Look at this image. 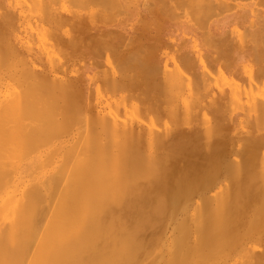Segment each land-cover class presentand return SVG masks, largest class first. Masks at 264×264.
Instances as JSON below:
<instances>
[{
	"label": "bare ground",
	"instance_id": "6f19581e",
	"mask_svg": "<svg viewBox=\"0 0 264 264\" xmlns=\"http://www.w3.org/2000/svg\"><path fill=\"white\" fill-rule=\"evenodd\" d=\"M103 1L115 2V0H102V2ZM118 1H120V4H123L122 0ZM140 1H142L143 4H145V2H148V0ZM155 1L161 2L162 8H165L166 12L165 14L161 12L166 16L165 18H160L161 27H164L166 23L172 24V21L180 18L182 20L179 22L182 24L192 21L194 23L197 22L200 27L207 29V31L203 29L205 31H203V33L207 34L210 37L228 40L232 38L233 35H235L233 28L235 27L234 25L246 21V16L239 11L240 9L233 12L231 11L234 8L233 6L235 5H230V1L227 2L228 4H226L227 0H223V2H217L218 0ZM263 1L264 0H262V2ZM95 2H97V0ZM151 2L149 0V3ZM260 2L261 1L259 0V3ZM33 3H37L35 4V7L37 6L38 9H45L51 13L52 8L50 0H38V2L33 0ZM68 3L70 4L71 1ZM77 3L79 6V1H77ZM142 3L141 5H143ZM259 3L255 0L254 4L264 6L263 4ZM148 5L149 6H147V8H153L151 7L153 4ZM106 6L107 8L109 6L111 7V5ZM116 6L119 7V5ZM74 7H76V5ZM100 7L102 6L100 5ZM115 9H117V7ZM103 10L105 11L104 8ZM139 14L140 13H138L137 15ZM155 16L156 15H154V18L158 17ZM4 17L11 19L9 13H3L0 9V20H2ZM260 17L261 18L259 19L261 20L262 16ZM139 20L136 19L137 22ZM250 23L248 21V25L252 27L253 23ZM238 31L239 32L237 35L241 34V36L239 35L241 38H239L242 40L243 30L241 31L242 33L240 32V30ZM42 34L43 30L41 31L40 37ZM251 35L249 36L252 37L253 35ZM36 37L39 40L38 35ZM205 37L206 36L204 35V38ZM261 39V42L264 43L263 37H261ZM48 40H50V37L48 38ZM128 40L126 39V41ZM133 42L134 41H132V43ZM205 42H207V39ZM253 42L252 44H254ZM165 43L166 40L163 43L160 41L161 45ZM127 44L128 46L130 45V43ZM143 46L145 47L146 45ZM253 46H251V48ZM48 48L51 49L49 46ZM148 48H150V46ZM46 49L44 48V50ZM150 50L152 51V48ZM141 51L142 53H144L143 50ZM133 52H135V54L133 53V57H135V55L137 54L136 48ZM49 53L50 55L52 54L51 52ZM182 53L185 57H188L189 55L188 50H186L184 47L182 48ZM131 54L132 53H130V55ZM144 54L142 58L145 57ZM54 55L56 56L55 52ZM136 56V58H138V54ZM171 56L172 55H170V57ZM106 58H108V56ZM119 59L121 60V58ZM245 59L246 54L240 53L234 55L230 60L228 68H230L233 72H237ZM0 60L3 61L2 59ZM7 60L3 62L6 63ZM207 61L208 60H206V62ZM15 62L19 63L17 61ZM119 62L116 64V67L114 66L115 63H113L114 69L118 67L117 65L119 64ZM164 64L165 59L163 66ZM2 65L4 64H1V66ZM124 66H126L125 63ZM156 66H159V58H157ZM249 66L251 67L250 64ZM145 67L147 66L145 65ZM120 68L121 67L119 66L118 69L120 70ZM131 68L132 67H130L129 69ZM147 68L148 71L152 70L154 72L153 69L149 70V67ZM23 71H25V74L28 73L30 75L31 81H27L25 78L19 76L23 75L22 73L19 74ZM26 71L28 72L26 73ZM29 71V68L17 71L19 75L16 76L20 77V80L19 78L16 79L19 80V83L21 84L20 81H23V79L28 82L24 85L23 88H19V91H17L19 83L16 82L18 83V86L15 84L16 80L14 77L16 76H12V74L8 75V79L10 78V76L11 78H14L12 80H15V86H13L14 84L12 86L17 90H13L15 94H11L13 92L9 91V94H11L10 96L4 98L1 97L0 99V264H175L174 262H179L178 259L180 258V256L178 257V251H180L179 246L181 247L182 245V238H180L181 240H179V238H177L178 236H170L171 234L168 231L170 235H168L169 239L166 241L163 240L162 233L163 230L168 226V224H171L172 230H174L173 232H171L172 235L173 233H179L180 229H184L183 231L185 233L182 232V234L184 233L185 235H187L188 232L185 225L187 223V220H189L190 223L192 222L193 229L191 230V232L195 234V238L192 243L189 244L190 246H188L187 244V247L184 246V248H186V250L188 251V255L192 253V256L189 257L185 254V257L183 256L181 260L183 259L185 261L184 264H196L201 261L196 260V257H198L197 254L204 249L209 250L211 248L212 234L215 230L218 231L219 229H222L223 225L225 224L224 221L226 220V218H228L230 213L233 212L234 214L235 211L236 213H240L242 216H245L243 215V213L245 214V212L241 213V210L243 209L242 211H244L245 208H243L242 205V208H240V198L242 194L248 193V191L245 192L244 190H229L227 186L231 183L234 186L237 184L238 187L239 183L243 182L244 180L253 179L251 177V174L254 175L255 173H253L252 171H264V160H262L264 158L260 157L258 154L259 152L264 151H262V149L261 151H259V148H257L256 146V144H258L259 146L261 143L260 141L264 140V129H260V127H251L252 129H249L244 133L239 132L236 134L234 133L235 135L231 134V130L233 128L232 123L241 111L224 113L223 115L216 117L212 122L209 120L210 123L207 125L197 124L196 126L188 129H183L176 126L163 132L152 130L149 125L146 124V122H143V119H140V117H138L139 120L137 121L113 120L111 125L109 124L111 130L110 132L108 131V133H111L112 131L113 134L117 133L119 135L128 137L132 141L131 146H133V150L136 149L134 151L132 150V153L131 151H129V153L131 154H129L128 156L126 154L128 152V148H126L128 147V145L126 146L124 145V143H122V145H118V143H116L117 139L115 140L114 138H112V134L109 139H114L115 143L117 144V149L115 147V143L113 144L115 147L114 149H116L113 150V152L115 151L114 155L118 154L120 156H111V154L113 153L111 151V144L114 141L110 142L109 139L105 138L106 140H109L108 142H110V147L108 149L109 144H105V147V145L103 144L104 142L106 143V141H102V144V142L99 141L98 138V140H92L93 144L90 142L91 138L90 140L88 138L89 143L92 144H90L91 146H89L88 142L86 141L87 137L82 142H87L84 143L89 146V150L92 153L90 154L88 150H82L84 148L78 149L80 151L82 150L83 154L88 151L90 156L88 155V153H86L87 155H84L87 157H83V155L77 157L81 154L78 151L80 154L77 155L76 158H74L76 153L74 152L75 155H73L72 151L73 149L75 151L74 146L76 147V144L74 143L72 150L68 151L69 147V149H71V146H68V143L70 141L65 140L64 138L55 143L54 148H44L42 150L43 152H37L34 150L37 149L36 144H38L37 147H39L40 144L42 146L44 144H47L46 142H49L51 138L48 140L46 137L49 138L53 136H46V134L48 135L49 132L52 131V128L55 129L59 126L57 125L58 119L54 122L56 116H58L57 112H59V110L57 112L55 111L53 118L54 120L52 119L53 115L51 116V113L55 108H60L56 106L60 102L56 103V105L52 103L58 102L59 100H57L59 96L56 94L58 96L57 97L51 91V89L54 88L53 85H56L55 87L57 90L63 89L65 91H68L66 85L69 84L72 87V90H74L75 93L77 92V96L83 95L85 89H83V87H78L76 84L77 82L74 80H71L69 83L66 82L65 84H63V82L62 84H60L55 82V79H53L49 73L43 75H31L32 73H29ZM12 73L13 75L15 74V72ZM249 73H247V76ZM29 75L26 78L29 79ZM132 75L133 74L129 76L127 74V77L129 76L131 78ZM23 76L25 77V75ZM34 77L38 78V80L36 81ZM110 80H112V78ZM114 80V82H118L116 81V79ZM231 80H233V78ZM120 82L121 81H119L118 86L121 85ZM253 82L255 84L258 83L257 81ZM113 84L114 83H112L111 85ZM96 87L97 86H95V88ZM123 87L125 86L123 85ZM241 87L244 86L242 85ZM106 88H108V86H106ZM114 89L119 90L118 87H114L113 90ZM259 89H261V87H259ZM52 90L54 91V89ZM50 91L52 92V95H50ZM111 92L112 91H110L109 94H111ZM53 94L55 97L53 96ZM256 94L259 95L258 93H255V95ZM45 95L55 98H51V100L53 101L50 102V97H48V102L53 104V106H55L54 108L50 103L48 105V102H46L47 100H45L48 98H44ZM97 95H99V92ZM232 95L234 96L235 94L232 93ZM64 96L62 97L65 98ZM209 96H211V94ZM123 97L125 98V96ZM219 97L222 99L225 97V94H223V92H220ZM260 97L263 98V96ZM128 98H126V100ZM132 99L131 101H133L134 103V100ZM236 99L239 101V98ZM64 102L66 101L64 100ZM75 106L76 105H74V108ZM124 106L126 105L124 104ZM151 106L155 108V113H158L157 116L159 115V113L161 114L166 111V108L160 103H154V105ZM50 107L53 108L51 109L52 111L49 110ZM147 107L148 108L146 109L150 111V107ZM110 109L112 112L113 109ZM107 112L111 115L114 114V116L118 118V115L116 116L113 112L110 113V110H108ZM60 113L62 112H59V114ZM130 113H133L131 109ZM69 115H67V118L69 117ZM75 115L77 114L75 113L74 116H70V119H72V121L74 120L73 124L78 122L77 119L80 118V121L83 119L81 118L82 116H77L78 118H76ZM133 115L134 114H132V116ZM150 115L151 113L149 112L150 118L148 117V119H150L151 121L152 115ZM137 116H139V114H137ZM137 116L134 115L135 118ZM205 116H207V114ZM73 117L76 119H74ZM86 117H88V115ZM89 117L87 118L86 123H91L90 125H98L100 122H102V124L104 125L103 122H107L105 115L101 112V110L96 108L90 109ZM65 118L66 115L64 116V119ZM119 118H121V116ZM89 119H92V121L90 122ZM61 120H63V118ZM70 122L71 120H69L68 124ZM82 122L83 120L76 126L77 128L73 133L76 139L73 137L74 141L71 142H75V140L79 141L81 137L84 138V135L82 136V133L84 132L85 134L86 132L83 128H80V126L82 127ZM151 122L150 124L154 126V124H152ZM54 123H56L57 126L54 125ZM53 125L55 126V128ZM67 126L69 127L71 125L69 124ZM158 126H156L155 124V127ZM85 127H88V129H90L91 126L89 127L88 124H86ZM102 127L105 129L106 123ZM102 127L99 129L94 127L95 130H88L85 136H88L92 131H96V129L99 131V134ZM63 128H61V130L63 131L59 132V137H61L60 135H62L65 130ZM221 128H224V132L221 130ZM58 129L57 131H60ZM55 130L52 131L49 135H52L53 132L56 133L57 131L55 132ZM67 130L69 131V128H67ZM104 131L107 132L106 130ZM92 133L94 134V132ZM225 133H227V136L224 137ZM41 134H43L41 137L42 141L39 137L41 136ZM56 135L57 133L55 134V137L53 139L59 138ZM105 135L107 136V133ZM102 137L105 136L103 135ZM37 138L39 143H37L38 141H36ZM120 140L121 138L118 141L120 142ZM183 140L194 141L195 143L182 144L181 142ZM96 141H98V144H96ZM121 141L123 142V140ZM80 143L77 142L78 147L80 146ZM85 144L83 146L88 149ZM99 144L103 145L105 147V150H107L103 153V155L107 153V157L106 155L102 157L99 156L104 151L102 149L101 152V148H103V146L101 147ZM67 152H72L74 159L72 158L71 153L69 154ZM96 152L100 154L98 155ZM67 154L71 156L73 161ZM54 156L55 158L52 159V157ZM66 156L68 159L66 158ZM236 156H239L244 163L243 169L241 168L242 164L240 165V169L236 168L239 164L238 160L234 158ZM66 159L71 160V167H69L68 164L71 162H66ZM243 171H245V173ZM247 171H250V174L248 176H246ZM254 180L255 178L253 179V181ZM254 192H256V190H253L248 194L250 195ZM231 197L234 198V201L236 200V202L232 201L234 204L239 203L238 209H240V212L236 211V205L234 206V211L230 209V211L232 212H228L227 203L231 199H229V201L227 199ZM262 205H264V200ZM179 215L183 216V219L180 217L182 220L179 218V221L183 222L184 219H187L186 223H182V225H184V228L183 226L181 228L179 226L181 224L177 223L179 222L177 220V217ZM241 215L238 216L235 214L233 219H235V222L238 226L242 227L244 225L243 233L240 234L237 239H235V242L232 245H229L223 252L218 255V257L215 259L214 264H264V219L261 221H253L252 217H248L247 219L243 218ZM245 220H247V222ZM241 222H243V225L240 224ZM191 232L190 234L193 235ZM169 236L172 238L170 239ZM166 237L167 236H165V238ZM188 237L189 235H187V238L185 237L186 240L188 239ZM177 248H179L178 251ZM172 249H175L174 251L176 252L173 251V254H170ZM178 264L181 263L179 262Z\"/></svg>",
	"mask_w": 264,
	"mask_h": 264
},
{
	"label": "rangeland",
	"instance_id": "374dc122",
	"mask_svg": "<svg viewBox=\"0 0 264 264\" xmlns=\"http://www.w3.org/2000/svg\"><path fill=\"white\" fill-rule=\"evenodd\" d=\"M34 1L38 2V0H34ZM55 1L56 0L54 1L50 0L52 14L45 9L43 10V9H38L37 6L35 7V4L37 3H33V0H25V2L24 0H1V3H0L1 11L3 13H9V15L11 16V19L4 17L2 20H0V59L5 61L9 58L6 61V63L0 60V90L2 89L1 91L4 92L3 94V92L0 91V99L1 97L4 98L7 96H10L11 94H15L14 91H16L17 89H18L17 91H19V88H23L24 85L28 83L26 82V80L31 81L30 75L27 73L28 71H26L27 74H25V71L19 73V74L22 73L23 75H25V77L23 75L22 76L19 75L17 72V71H21V69H27V68L30 69L29 73H32L31 75H34V74L43 75V74L49 73L50 76L53 79H55L54 81L57 83L62 84L64 82L63 84H65L66 82L69 83L71 80L72 81L74 80L77 82L76 84L78 87H83V89H85L83 95L77 96L76 94L77 92L75 93V91L72 90V87L69 84H68L69 86L66 85L68 91H65L63 89L57 90L55 87L56 85H53L54 88L52 89H54V91L52 89L51 91L55 95L57 94L59 96L58 97L56 95L58 97V98L56 97L57 100L58 99L59 100L58 102H52V103L56 105V103L60 102L59 104L56 105L57 107H60V108L59 109L55 108L54 111L51 110L55 107L53 106V104L50 103L51 101H53L51 100V98L55 97L54 94H53L54 97L45 95L44 98L50 97V102H48L49 98L45 100H47L46 102H48V105L50 103L53 106V108L50 107L49 109L52 111L51 113V116L53 115L52 119L54 118L55 111L57 112L59 110V112H62V113L59 114V112H57L58 114L57 113L56 114L58 116H56L55 120L53 119L54 122L58 119L57 125L60 126V127L58 126L59 129L58 127L55 128L54 125H56V123H54L53 126L56 130L53 128L51 130L52 131L55 130V132L57 131V129L60 130L56 132L57 133L56 136L58 137L60 134L59 132L63 131L61 130L63 126H64L63 129L65 130L62 133V135H60L61 137H59L58 139H53L56 133L53 132L54 134L52 133V135H49L51 134L52 131L50 132L48 131L49 134L48 135L46 134V136H53V137L48 138L45 136L48 140L50 138L51 140L49 142L47 141L46 142L47 144H44L43 146L40 144L41 147L40 146L37 147L38 144H36L37 149H34L35 151L43 152L42 150L44 148H49V147L54 148V144L64 138L65 140L70 141L68 143V146H71V149H69L70 148L69 147L68 151L72 150V147L75 143L77 147V152L79 151L81 153V154L79 152L77 153L76 147L74 146L75 151L73 149L72 152H73V155H75L74 152L76 153V155L74 157L72 155V152H70L72 155V158L73 157L76 158V156L79 154L80 155L77 157H80L82 155L83 157H87L84 155H87L86 153H88V151L90 154L92 153L89 150L90 149L89 146L93 144V141H95V139L98 138L99 141L101 142L106 141V143L104 142V144L102 142L103 145L109 144L111 141H114V139L115 140L117 139L116 143H118V145L120 144L122 145V143H124V145L126 146L128 145V147H126L128 148L127 149L128 152L126 153L128 156L129 154L132 153V150H133L132 148L133 146H131L132 144L131 139H129L128 137L119 135L117 133L113 134L112 131L111 133H108V131L110 132L111 130L110 125L113 120L114 121H135V120L137 121L139 120L138 117H140L141 120L143 119L144 120L143 122H146V124L149 125V127L152 130L163 132V131H166L167 129H171L176 126L183 128V129H188V128L196 126L197 124L207 125L210 123V121L211 122L214 121L216 117L223 115L224 113H229L232 111H241L232 123L233 128L231 130V134L235 135L236 133H239V132L244 133L247 130L252 129L254 127L256 128L260 127V129H264V82H263L264 81V46H263L264 43L261 42L262 40L261 37H263V41H264V18H263L264 17V14H263L264 6L254 4L255 0H227V1L224 0L226 1V4H228L227 2L230 1L229 2L230 5L231 4L232 6L235 5L233 6L234 8L231 10L232 12L240 9L239 11L246 16V21H244L243 23L234 25L237 28L236 29L235 27H233L235 35H233L232 38L228 40H222L216 37L215 38L210 37L207 34L203 33V31L204 30L207 31V29L200 27L197 22H195L197 24H195L193 21L182 24L179 22L182 20L180 18L172 21L171 22L172 24L166 23L164 27H161L160 18L161 17L165 18L166 16L163 14H165L166 12H165V8L164 9L162 8L161 2H157L155 0H150V2L152 1L151 3H149V0H148V2H145V4H143L142 1L140 0L139 2L138 0H129V1L122 0L123 4H120V1L118 0H115L116 3L111 2V1L110 2L105 1L106 2L105 3L104 1L102 2V0L101 1L97 0V2H95L96 0H90V1L89 0H82V1L80 0H76V1L75 0H57L56 2ZM70 1H71L70 3L71 5L68 3ZM77 1H79L80 7L78 6ZM221 1L223 2V0H218L217 2H221ZM256 1H258L259 3V0H256ZM260 1L261 2L259 4L264 5L263 3L264 1L263 2L262 0ZM141 3L143 5H141ZM148 4H153L152 6L150 5L151 7H153L151 8L152 10L149 7L147 8V6H149ZM75 5L76 7H74ZM100 5L105 9V11L103 10L102 7H100ZM106 5L108 6L111 5V7L109 6L107 8ZM116 5H119V7ZM116 7L117 9H115ZM174 11H175V7H174ZM138 13L140 14L137 15ZM154 15H156L155 17L157 16L158 17L154 18ZM260 16H262L261 20L263 21L259 19L261 18ZM136 17H139V18H136ZM136 19L138 20L140 19L139 20L140 22L139 21L137 22ZM248 21L249 23L250 22L253 23V26L251 25L252 27L248 25ZM78 25H80L81 27ZM42 30H43V34L41 35L42 37L41 38L40 34ZM238 30H240V32L243 30L242 31L243 33L242 32L241 33L244 35V37L242 35V38L243 39L245 38L244 40L240 39L241 34H239L240 36L237 35L239 32ZM251 30L252 31L254 30V31L252 32ZM202 34H204L207 38L206 37L204 38V35ZM260 34H263V35H260ZM37 35L40 41L36 37ZM249 35H251L253 38L250 37ZM44 36L45 37L48 36L46 37L47 40L45 39ZM49 37H50V40H48ZM133 38L136 40H134ZM126 39L127 40L132 39V40L126 41ZM206 39H207V42H205ZM165 40H166V43H165L166 45L165 44L161 45L160 41L163 43ZM132 41L134 42L132 43ZM115 42L117 45L115 44ZM252 42L255 45L252 44ZM45 43L47 44V46ZM127 43H130V45L128 46ZM124 44L127 45L128 47L125 46ZM143 45H146V46L144 47ZM147 45H149L150 48H148L149 46ZM48 46L51 49H49ZM116 46L119 48H117ZM251 46L253 47L251 48ZM121 47L122 48L124 47V48L122 49ZM183 47L186 50H188L189 52L188 57L183 56V53H182ZM44 48L45 49L47 48V49L44 50ZM135 48L138 54V58H141V59L136 58L137 54L135 55V57H133V53L135 54V52H133ZM145 48L147 49V51ZM151 48H152V51L150 50ZM138 49L143 50V52L146 54L142 53V51L141 50L139 51ZM48 51L51 52L53 55L52 54L50 55ZM53 51L55 52L57 57L54 55ZM130 53L132 54L130 55ZM240 53L246 54V59L242 63L239 70L237 72H233L230 68H228L230 60L232 59L234 55H237ZM105 54L108 56L109 59L106 58L107 56ZM143 54L145 55V57L142 58ZM170 55H172L171 56L172 58L170 57ZM256 56H257V59H256ZM119 58H121V60ZM157 58H159L158 67L156 66ZM134 59L137 61H135ZM164 59H165V64L163 66ZM199 59L201 62L199 61ZM119 60L121 63L119 62ZM206 60L208 61L206 62ZM15 61L19 63H16ZM118 62H119V64L117 65L118 67L114 69V66L116 67V64ZM113 63H115L114 66H113ZM124 63L126 66H124ZM1 64H4V65L1 66ZM138 64L140 67L138 66ZM141 64L143 67L141 66ZM249 64L251 65V67L249 66ZM145 65L149 67V70L153 69L154 72L152 70L148 71V68L145 67ZM176 65L178 66V68ZM119 66L121 67L120 68L121 72L118 69ZM133 66H134V69H133ZM165 66L167 67L169 66L170 68L169 67L167 68ZM203 66L206 67L207 69L204 68ZM130 67L132 68L129 69ZM178 69H180L181 71ZM209 71H210V74H209ZM12 72H15V74L13 75ZM181 72H184V73H181ZM247 73H249L248 74L249 77L247 76ZM11 74L12 76L19 75L20 77H23L26 80L24 79L23 81L21 80L20 81L21 84H20L19 83L20 77L18 76L14 77L16 81L12 80L14 78L13 77L11 78V76L8 79L9 77L8 75H11ZM58 74H61V75H58ZM127 74L129 76L131 74L133 75L131 76V78L128 76L129 77L128 79ZM185 74H187L188 77ZM28 75H29V79L26 78L28 77ZM124 76H126L127 78ZM110 77L112 78V80H110L111 79ZM229 77L231 79L233 78L234 81L231 80ZM16 78H19V80ZM113 78L116 79V81L118 82L117 83L114 82L115 80ZM249 78L252 80H250ZM34 79H36V81L38 80V78H35V77ZM14 81L17 86H18V83H19V86L20 85L21 86L20 87L16 86L17 89L13 87L15 86ZM119 81H121L120 86L123 87L124 85L125 87L121 88L120 86H118ZM253 81L255 82L257 81L258 83L255 84ZM111 82L114 83L113 84L114 86L111 85L112 84ZM242 85L244 87H241ZM95 86L97 87L95 88ZM106 86H108V88H106ZM112 86L113 88L118 87L119 90L114 89L115 90L114 91ZM259 87H261V89H259ZM109 90L112 91L111 94H109L110 92ZM249 90H252V91H249ZM9 91L13 93L9 94L10 93ZM63 91L66 95L63 93ZM97 91L99 92V95H97L98 94ZM254 91L255 93H258L260 96H263V98L257 94L255 95ZM52 92L50 95H52ZM220 92H223V94H225V97L222 99L219 97ZM250 92H251V95H250ZM232 93L235 95L233 96ZM60 94L62 96L65 95L64 96L65 98H63ZM210 94L211 96H209ZM127 95H129L130 97ZM123 96H125V98ZM126 98L128 99L126 100ZM236 98H239V101ZM104 99L108 103L105 102ZM131 99L134 100V103L133 101H131ZM64 100L66 102H64ZM154 103L156 104L160 103L162 106L166 108V111H164V113H161V114L159 113V115L157 116L158 113H155V108L151 106V105H154ZM124 104L129 108L124 106ZM74 105H76L75 108H74ZM147 106L150 107V111L146 109L148 108ZM91 108L99 109L105 115L107 122L105 121L103 123L104 125L106 123L107 129L106 128L104 129L102 127L104 126L102 122H100L101 125L100 123L98 125L96 124L97 127L95 124L94 125L92 124L93 125L92 126L90 125L91 123L90 124L86 123V120L89 117ZM107 108L108 110H110V113L113 112L115 113L116 116L118 115V118L115 117L114 114L113 115L108 114ZM110 108L113 109L112 112ZM130 109L133 113H130ZM149 112L152 115L151 117L152 118L151 121L153 120L152 122L150 121V119H148ZM75 113L77 114L75 115L76 118H78L79 116H82L81 118H83L82 119L83 124H81L82 127L80 126V128L81 129L83 128L86 133L88 130H95V128L99 129L102 127L103 130L100 129V133L98 134L99 131L96 129V131H92L94 132V134L91 132L90 133L91 135L89 134L88 136L87 135L85 136L86 133L84 134V132L82 131L83 132L82 136L84 135L83 136L84 138L81 137L80 139L81 141L75 140V142H71V141H74V138H75L73 133H74V130H76L77 128L76 126L82 121V120L80 121V118H79L77 119L78 121L76 122L77 124L76 123L73 124L74 120L72 121V119H70V116L71 117L74 116ZM154 113L156 114V116ZM132 114L136 116L137 114H139V116H137L136 117L137 119H136L134 115L132 116ZM206 114L207 116H205ZM63 115L64 116L66 115L65 119ZM67 115H69L68 117L69 119L67 118ZM87 115L88 117H86ZM120 116L121 118H119ZM62 118L63 120H61ZM69 120H71L73 125L70 122L69 124L71 126L68 127L67 125H69L68 124ZM163 120H165L166 123ZM89 121L91 122L92 119H89ZM150 122L154 124V126L151 125ZM86 124H88L89 127L91 126L90 129H88V127L87 128L85 127ZM155 124L156 126L158 125L159 126L155 127ZM66 127L69 128V131L67 130ZM223 129L221 128V130L224 132ZM104 130H106L107 132H105ZM103 133L105 134L107 133V136L108 134L109 136L107 137ZM111 134H112V138H114L113 140L112 138L111 140L109 139ZM226 134L227 133L224 134V137L227 136ZM42 135L43 134H41V136L39 137L41 138ZM103 135L105 137H102ZM86 137H87L86 141L88 142L89 146L85 144L87 143L86 141H84L85 143L82 142L83 140L86 139ZM88 138L89 140L91 138L90 142L92 144L89 143ZM105 138L109 139L110 142H108L109 140H106ZM120 138L121 140H123V142L121 140L120 142L118 141ZM36 141H38V138ZM41 141H42V138H41ZM77 142L78 143L81 142L82 144L80 143L79 144L80 146L78 147ZM260 142L259 143L261 146L259 145L260 146L259 147L258 144H256V146L257 148H259L258 149L259 151H261V149L262 151H264V140H261ZM37 143H39V141ZM70 143H73V144H70ZM114 143L115 141L112 142L111 144L112 152L113 150L117 149L116 143H115L116 149H114L115 148L113 145ZM181 143L182 144H193L195 142L189 141V140H183ZM84 144L88 147V149L85 146H83ZM96 144H98V141H96ZM99 145L101 147L103 146L101 144ZM105 147L103 146V148H101V152H102V149L104 151L101 154L99 153L100 155L97 152L96 153L101 157L105 156L107 154L105 153V155H103V153L107 151L105 150ZM109 147H110V144L108 146V149ZM34 148H35V145H34ZM79 148L80 149L84 148L82 150L84 151L88 150V151L85 152V154H83L82 150L81 151L78 150ZM129 151H131V153H129ZM89 153L88 155L90 156ZM109 153H108V156H109ZM114 153L115 151L111 154L112 157L116 155V154L114 155ZM258 154L260 157L264 158V152H259ZM54 158L55 156L52 157V159ZM234 158L238 160L239 162L236 168L240 169V165L242 164L241 168L243 169L244 163L242 162L240 157L236 156ZM68 161L71 162V160H67L66 162ZM68 164H69V167H71L70 165L72 164V162ZM243 172L245 173V171ZM249 172L250 171L246 172V176L250 174ZM252 172L255 173L254 175L251 174V177L253 179L255 178L254 181L253 179H246L243 182L239 183L238 187H237V184L235 185L236 186L235 187L231 183L227 186L229 190H234V191L244 190L245 192L248 191V193L253 190H256V192L250 195L248 193L241 195L240 206L242 205L243 208H245L244 211H242L243 209L241 210V213L245 212V214L243 213V215L245 216H242L240 213L238 214L234 211L235 208H237L236 211L240 212V209H238L239 203L234 204L232 202L234 201L233 200L234 198L233 197L228 198L227 200L229 201V199H231L230 200L231 202L230 201H229L230 203L228 201H227L228 203L226 202L228 206L227 210L229 213L234 211V214L233 212L229 214L228 218H226V220L224 221L225 224L223 225L222 229H219L218 231L217 230L214 231L211 237L212 239L211 248L209 250L204 249L197 254L198 257H196V260L202 261V263L201 261L198 262L199 264H214L215 259L218 257V255L221 252H223L229 245H232L235 242V239H237V237L243 233L244 231L243 222L240 223L243 225L242 227L238 226L237 223L235 222V219H233L235 214L238 216L241 215L243 218H247V219L248 217H252L253 221H257V220L261 221L264 219V205H262L263 200H264V195H263L264 194V171L259 170V171H252ZM258 175L261 179L258 177ZM234 202H236V200ZM235 205L237 207L234 208ZM242 206L240 208H242ZM230 209L232 211H230ZM180 217L183 219V216L179 215L177 217L178 221ZM186 220L187 219H184L183 222L186 223ZM245 221L247 222V220ZM179 222H177L178 224H181L179 226L181 228L183 226L184 228V225H182L183 222L182 221H179ZM170 225L171 224H168L170 228L167 226L163 230V233H162L163 240L167 241L169 239L168 235L171 234L170 236H174V235L178 236L177 238H179V240H181L180 238H182L181 244L182 245L184 244L183 248L184 246L187 247V245L190 246L189 244L192 243V241L195 238V234L191 232V230L193 229L192 222L190 223V221L187 220V223L185 224L187 227V232H188V234L187 233L186 234L189 235L187 240H186L187 235H185L184 234L185 232L183 231L184 229L182 230L180 229L181 232L179 231V233H176L177 235L174 233L172 235L171 232H173L174 230H172V225L171 226ZM168 231L170 234L168 233ZM182 232L184 233L182 234ZM190 232L193 235H191ZM179 235H182V236L185 235V236H183L184 237L183 238L182 236H179ZM165 236L167 237L165 238ZM171 238L172 237H170V239ZM182 245L181 247L179 246L180 251H178L179 248H177L178 257L180 256L178 261L181 264H184L185 261L183 259L181 260V258L183 256L185 257V254L191 257L192 253L188 255L187 253L188 251L186 250V248H184L183 250ZM174 250L175 249H172L170 254H173L172 252ZM181 251L184 253H182ZM201 257L203 258V260ZM176 262L174 263L175 264L179 263V262L177 263Z\"/></svg>",
	"mask_w": 264,
	"mask_h": 264
}]
</instances>
